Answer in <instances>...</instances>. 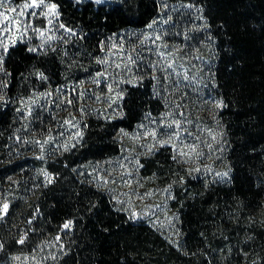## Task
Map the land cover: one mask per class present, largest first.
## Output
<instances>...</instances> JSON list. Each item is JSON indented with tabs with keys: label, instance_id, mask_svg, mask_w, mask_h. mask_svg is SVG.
I'll return each instance as SVG.
<instances>
[{
	"label": "trees",
	"instance_id": "trees-1",
	"mask_svg": "<svg viewBox=\"0 0 264 264\" xmlns=\"http://www.w3.org/2000/svg\"><path fill=\"white\" fill-rule=\"evenodd\" d=\"M49 1L79 38L69 53L20 42L1 61L0 258L53 243L46 264H264V0ZM159 16L177 46L199 51L182 74L186 88L161 93L154 67L140 63L113 111L87 110L80 138L60 156L25 154L17 103L39 82L53 91L109 35ZM172 100L203 127L206 148L185 154L164 142L139 156L142 177L168 193L162 224L135 216L87 166L121 152L124 135Z\"/></svg>",
	"mask_w": 264,
	"mask_h": 264
},
{
	"label": "rangeland",
	"instance_id": "rangeland-1",
	"mask_svg": "<svg viewBox=\"0 0 264 264\" xmlns=\"http://www.w3.org/2000/svg\"><path fill=\"white\" fill-rule=\"evenodd\" d=\"M32 2L0 0V64L10 47L20 42L39 54L59 50L69 53L79 38L78 29L62 22L56 3L36 0L39 7H25ZM52 5L56 6L54 13L50 11ZM171 28L167 25V17L159 16L143 29L111 34L96 57L92 55L82 69L72 67L53 91L45 90L47 84L39 82L37 89L17 103L16 144L22 146L25 154L37 158L60 156L63 149L80 138L87 110L113 111L121 95L122 80L140 63L149 62L154 67L161 93L183 91L186 83H182V74L187 73L199 51L177 46L168 36ZM172 103L126 133L121 152L87 166L94 180L109 188L114 198L135 216H147L162 224L166 222L162 214H166L168 193L162 186L142 177L139 156L144 150L164 142L176 144L179 152L185 154L192 150L202 154L206 148L199 141L207 135L201 131L203 127L189 112ZM5 204L8 206L7 202ZM5 212L2 207V214ZM65 224H70L68 228H71V221ZM54 250L55 244L50 243L37 252L5 260L0 258V264H46Z\"/></svg>",
	"mask_w": 264,
	"mask_h": 264
},
{
	"label": "snow or ice",
	"instance_id": "snow-or-ice-1",
	"mask_svg": "<svg viewBox=\"0 0 264 264\" xmlns=\"http://www.w3.org/2000/svg\"><path fill=\"white\" fill-rule=\"evenodd\" d=\"M98 2H99V0H98ZM40 3H43V0H40ZM25 7H39V4L36 3V0H33L31 5L26 4ZM55 8H56V6L52 5L50 11L54 13L55 12ZM5 19H7V17H5ZM7 207H8L7 204H5L3 206V210L6 211ZM64 227L68 228V227H70V224H65Z\"/></svg>",
	"mask_w": 264,
	"mask_h": 264
}]
</instances>
